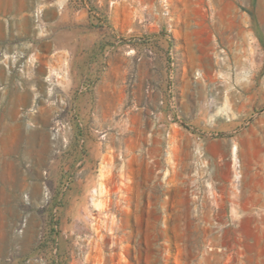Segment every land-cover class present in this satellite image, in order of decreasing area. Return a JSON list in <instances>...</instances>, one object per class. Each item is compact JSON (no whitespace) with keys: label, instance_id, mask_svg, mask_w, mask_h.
<instances>
[{"label":"rangeland","instance_id":"rangeland-1","mask_svg":"<svg viewBox=\"0 0 264 264\" xmlns=\"http://www.w3.org/2000/svg\"><path fill=\"white\" fill-rule=\"evenodd\" d=\"M30 17L0 14V264H264V0Z\"/></svg>","mask_w":264,"mask_h":264},{"label":"crops","instance_id":"crops-1","mask_svg":"<svg viewBox=\"0 0 264 264\" xmlns=\"http://www.w3.org/2000/svg\"><path fill=\"white\" fill-rule=\"evenodd\" d=\"M57 1L54 3L56 6H61L57 5ZM42 6V5H41ZM33 10V0H0V14L2 13H7V18L10 21V25H14L19 27L20 29H25V32H32V22H31V14ZM41 41H37L36 37L32 39H28L25 42H18L20 43L19 50H16L17 46L15 43V40H8V35H7V54L9 55V58H20L22 59L23 56L25 55L26 51L29 50V48L33 44H37ZM85 44H89L85 42ZM26 50V51H25ZM19 59V60H20ZM53 65L54 63L59 65L60 64V54L59 51L53 52L52 53V58H51ZM7 69H17L13 64L12 61H7ZM26 66V63L24 62L19 69H25L24 67ZM54 69V68H53Z\"/></svg>","mask_w":264,"mask_h":264},{"label":"built area","instance_id":"built-area-1","mask_svg":"<svg viewBox=\"0 0 264 264\" xmlns=\"http://www.w3.org/2000/svg\"><path fill=\"white\" fill-rule=\"evenodd\" d=\"M160 14L162 16L167 15L166 5H164V4L162 5ZM41 17H42L41 5L35 6L34 11H33V18H34V22L36 23V25H38L40 23ZM148 55H152V53L150 51H148Z\"/></svg>","mask_w":264,"mask_h":264},{"label":"bare ground","instance_id":"bare-ground-1","mask_svg":"<svg viewBox=\"0 0 264 264\" xmlns=\"http://www.w3.org/2000/svg\"><path fill=\"white\" fill-rule=\"evenodd\" d=\"M93 191V190H92ZM93 193V192H92Z\"/></svg>","mask_w":264,"mask_h":264}]
</instances>
